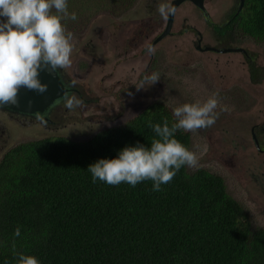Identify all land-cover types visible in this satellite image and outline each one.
<instances>
[{
    "label": "trees",
    "instance_id": "trees-1",
    "mask_svg": "<svg viewBox=\"0 0 264 264\" xmlns=\"http://www.w3.org/2000/svg\"><path fill=\"white\" fill-rule=\"evenodd\" d=\"M239 32L264 42V0H246ZM258 71V69H257ZM175 122L156 103L123 126L83 142L48 137L13 147L0 160V264L16 251L40 264H264V228L228 192L222 176L185 166L153 191L150 180L93 182L89 165L124 147L149 146L148 122ZM176 138L189 149L191 132Z\"/></svg>",
    "mask_w": 264,
    "mask_h": 264
},
{
    "label": "rangeland",
    "instance_id": "rangeland-1",
    "mask_svg": "<svg viewBox=\"0 0 264 264\" xmlns=\"http://www.w3.org/2000/svg\"><path fill=\"white\" fill-rule=\"evenodd\" d=\"M234 3L211 0L205 6L212 19L223 24L219 12ZM156 7L157 0H68L69 13L75 12L78 19L64 22L74 34L75 47L71 67L61 71L81 91L83 98L73 93L85 106L72 111L57 106L54 123L21 120L26 126L10 131L0 160L22 143L48 137L87 141L103 130L123 126L153 104H164L173 112L184 103L203 102L219 92L221 106L229 111L221 112L212 127L191 132L190 149L200 146L197 168L222 176L229 194L248 211L252 228L262 229L264 155L256 150L250 127L263 121L264 81L258 78L261 83L252 84L241 54L198 50L192 28L202 33V46L214 47L216 40L200 8L191 2L177 8L173 29L156 43L167 25ZM149 45L156 48L154 55L148 53ZM238 45L253 54L263 74L264 42L247 37ZM153 72L159 73L160 81L137 91L133 83Z\"/></svg>",
    "mask_w": 264,
    "mask_h": 264
},
{
    "label": "clouds",
    "instance_id": "clouds-1",
    "mask_svg": "<svg viewBox=\"0 0 264 264\" xmlns=\"http://www.w3.org/2000/svg\"><path fill=\"white\" fill-rule=\"evenodd\" d=\"M156 11L167 22L177 9L171 0H157ZM0 18V104H16L21 87L39 93L47 90V85L39 79L42 67L50 65L53 70L71 67L74 34L64 22L76 21L78 16L75 12L69 13L68 0H0ZM147 51L154 55L156 48L149 45ZM158 81L159 73L153 72L133 84L139 91ZM66 87L73 88L74 84ZM59 105L72 111L83 108L85 102L75 93L65 91L55 101L54 106ZM228 111L226 105L221 106L219 92H214L203 102L184 103L174 108L175 122L171 126L166 118L163 125L148 122L156 136L150 147L140 143L126 146L116 158L99 159L87 170L93 182L99 180L113 186L127 183L135 187L150 180L153 191H160L161 185L170 183L182 167L195 169L199 166L200 146H196L197 150L189 149L176 138V133L208 129L216 123L221 112ZM20 235L21 230L17 227L12 243L17 264H40L36 256L16 251L15 237Z\"/></svg>",
    "mask_w": 264,
    "mask_h": 264
},
{
    "label": "flooded vegetation",
    "instance_id": "flooded-vegetation-1",
    "mask_svg": "<svg viewBox=\"0 0 264 264\" xmlns=\"http://www.w3.org/2000/svg\"><path fill=\"white\" fill-rule=\"evenodd\" d=\"M210 1L211 0H204V6H205L206 2L208 4H210ZM234 1H236V3L232 4L230 7H228V5H226L224 7L223 11L219 12V14L222 16V18L225 19L223 24H219L212 19L211 14L206 9V6H205V11L199 9L201 11V13L203 14V18H204L205 22L207 23V25L210 26L214 31L213 36L216 40L215 41L216 46H214V47L202 46V43H203L202 33L199 32L197 29L192 28L197 33V36H198L197 48L200 51H204L206 49L209 52L219 53V54L220 53H223V54H230V53L241 54L245 59V63L248 64V66L250 68L249 69L250 81L252 82V84H254V83L260 84L261 82L260 81L257 82L256 80L258 78H260L262 81H264V71L262 74L261 68H259L258 65L254 61L253 54L249 50L245 49L242 45H240V46L238 45V43L240 41L244 42V40H246V38L248 36H244L239 32L238 16L243 12L244 5L241 8V0H234ZM187 2H190V1H187ZM244 4H245V2H244ZM166 27H167V25H166ZM165 30H166V28H165ZM248 38H250V37H248ZM238 40H240V41H238ZM252 40H254V39H252ZM254 41H256V40H254ZM256 42H258V41H256ZM203 47H205V49H203ZM257 69H258V71H257ZM63 75L65 78V81L68 84H73V80L71 83H69V81L71 79L66 78L64 72H63ZM73 88H74L73 92H76L81 98H83L81 91L78 88H76V86ZM56 108H57V106H55V108L52 111L45 114L47 119H44L43 116H40L39 118H37V116H21V115H16V114H13L10 112H5V111L0 110V144L4 143V145H5V146L0 147V152L5 150V148L8 145V141L11 137L10 131L15 127L26 126L25 123H23V124L20 123L21 120H23L24 122L28 121L30 124H35V123L43 124L46 122L54 123L52 120V117H56V115H54V111ZM250 134H251V137H252V140L254 142V146H255L256 150L261 155H264V112H263V121L261 123H259L256 120V122L250 127ZM254 137H256V139L258 141L257 143L254 140Z\"/></svg>",
    "mask_w": 264,
    "mask_h": 264
},
{
    "label": "water",
    "instance_id": "water-1",
    "mask_svg": "<svg viewBox=\"0 0 264 264\" xmlns=\"http://www.w3.org/2000/svg\"><path fill=\"white\" fill-rule=\"evenodd\" d=\"M187 1L192 2L198 8L205 11L204 0H174L172 4L177 9L181 4ZM244 2L245 0H241V8ZM174 21L175 15L169 18L165 32L155 41L156 43L171 32ZM39 79L42 84L47 85V90L44 93L21 87L18 92L17 103L0 104V110L21 116H37V114H39L43 116L44 119H47L45 114L55 108V101L61 98L65 91H74V88L69 89L66 87L68 83L65 81L61 69L53 70L50 65L42 67L39 73ZM71 82L70 80L69 83ZM254 140L256 143L258 142L256 137H254Z\"/></svg>",
    "mask_w": 264,
    "mask_h": 264
}]
</instances>
